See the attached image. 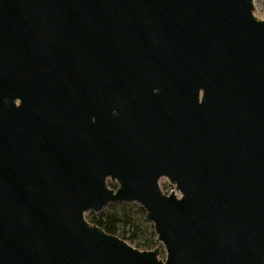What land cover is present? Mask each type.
<instances>
[{
    "label": "water",
    "instance_id": "95a60500",
    "mask_svg": "<svg viewBox=\"0 0 264 264\" xmlns=\"http://www.w3.org/2000/svg\"><path fill=\"white\" fill-rule=\"evenodd\" d=\"M132 201L165 260L86 219ZM0 264H264L254 0H0Z\"/></svg>",
    "mask_w": 264,
    "mask_h": 264
},
{
    "label": "rangeland",
    "instance_id": "374dc122",
    "mask_svg": "<svg viewBox=\"0 0 264 264\" xmlns=\"http://www.w3.org/2000/svg\"><path fill=\"white\" fill-rule=\"evenodd\" d=\"M255 4V13L263 16L264 13V0H254ZM109 183L113 188L117 187V182L109 180ZM160 187L162 190L166 189H172L174 190L177 194L180 192L176 189L175 185L170 183L167 177H162L160 179ZM123 208H126L127 210H130L134 219V222L137 226V228L133 227H126L124 228L125 232V237L127 242L133 244L134 246L140 248V249H153L154 246L159 244L160 248V254L159 256L161 259L165 260L166 259V249L164 247V244L158 239V235L155 231L154 223L147 218L146 210L137 202H112L109 205H107L101 212H87L85 214L86 219L91 222V220L94 217L100 216V214L107 213L110 211H120ZM138 231V237L136 239L132 238V234ZM120 233L122 234L123 228L120 229ZM122 238V237H121ZM151 241L152 240V245L149 247L145 246L146 241Z\"/></svg>",
    "mask_w": 264,
    "mask_h": 264
},
{
    "label": "trees",
    "instance_id": "16d2710c",
    "mask_svg": "<svg viewBox=\"0 0 264 264\" xmlns=\"http://www.w3.org/2000/svg\"><path fill=\"white\" fill-rule=\"evenodd\" d=\"M132 212L130 210H127L126 208H123L120 211H110L107 213H101L100 216L94 217L91 222L93 224H96L100 227H102L107 233L116 234L119 237H122L123 239H126L125 230L126 227H133L137 228L133 216L131 214ZM123 228L122 234L120 233V229ZM138 229L136 232L132 234V238L136 239L138 237ZM151 241H146L147 247L150 248L152 245Z\"/></svg>",
    "mask_w": 264,
    "mask_h": 264
}]
</instances>
